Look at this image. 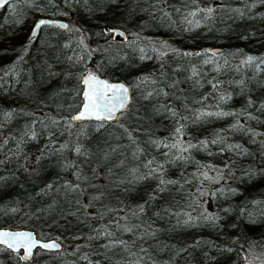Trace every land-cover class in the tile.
Masks as SVG:
<instances>
[{
    "label": "trees",
    "instance_id": "1",
    "mask_svg": "<svg viewBox=\"0 0 264 264\" xmlns=\"http://www.w3.org/2000/svg\"><path fill=\"white\" fill-rule=\"evenodd\" d=\"M87 70L128 83L113 121L70 120ZM0 226L61 244L0 264H264V0L0 8Z\"/></svg>",
    "mask_w": 264,
    "mask_h": 264
},
{
    "label": "water",
    "instance_id": "2",
    "mask_svg": "<svg viewBox=\"0 0 264 264\" xmlns=\"http://www.w3.org/2000/svg\"><path fill=\"white\" fill-rule=\"evenodd\" d=\"M13 0H5V2L0 5V8L4 7L6 4L11 2ZM41 21H44L43 24H40ZM39 25V27H37ZM44 25H53L55 28L59 30H65L67 27V21L64 18L61 17H50V16H38L36 17L28 31V36L32 37L34 36L37 31L40 29L41 26ZM106 33L110 35V38H113L114 36H118L121 40L126 39V33L125 31L115 25H110L107 26L105 29ZM89 76L95 77L96 80L102 81L103 83L112 86H123V88L127 89L126 94L116 91L114 89H107V95L111 99L112 103L109 104V107H114V116L110 119H97L95 116L91 115L90 113H85L84 118L82 119H74V117L79 116L82 112L85 111L84 105H85V96L84 93L87 90V85L84 83L85 79L88 78ZM131 100V95H130V89L129 85L126 81L122 79H108L105 76L96 73L94 71L87 70L85 71L80 79V102L75 110H73L69 114V118L73 122H82V121H113L116 119L118 114L123 111L128 104L130 103ZM122 101V104H121ZM0 233H7L8 235H0V245L4 247L5 249L11 251V252H17L19 253L20 257L25 260L31 259L33 256V253L36 249L43 250V251H59L61 248L60 242L53 238V237H38L35 231L30 228V227H23V226H17V227H8V226H0ZM20 233L23 234V236H30L29 239L25 240L23 236L17 238L16 234ZM47 244H55L57 245L56 247L52 248H47L43 247L42 245H47ZM10 245H12L10 247ZM29 245H31L29 249Z\"/></svg>",
    "mask_w": 264,
    "mask_h": 264
},
{
    "label": "snow or ice",
    "instance_id": "3",
    "mask_svg": "<svg viewBox=\"0 0 264 264\" xmlns=\"http://www.w3.org/2000/svg\"><path fill=\"white\" fill-rule=\"evenodd\" d=\"M5 0H0V5H2ZM44 21H41L40 24H43ZM39 27V25H37ZM84 83L88 86L87 90L84 93L85 96V111L82 112L79 116L74 117V119H82L85 116V113H90L95 116L97 119H110L114 116V107H109L108 105L112 103L111 99L107 95V89H114L126 94L127 89L123 86H109L102 81L96 80L95 77L89 76L85 79ZM122 104V101H121ZM0 235H8L7 233H0ZM23 234L17 233L16 237L19 238ZM25 240L29 239L30 236H23ZM12 245H10L11 247ZM43 247L52 248L56 247L55 244L42 245ZM29 249L31 245L28 246Z\"/></svg>",
    "mask_w": 264,
    "mask_h": 264
},
{
    "label": "rangeland",
    "instance_id": "4",
    "mask_svg": "<svg viewBox=\"0 0 264 264\" xmlns=\"http://www.w3.org/2000/svg\"><path fill=\"white\" fill-rule=\"evenodd\" d=\"M57 17H62V18H65L66 19V14L64 12H60V13L57 14ZM19 24H22V23H19Z\"/></svg>",
    "mask_w": 264,
    "mask_h": 264
},
{
    "label": "flooded vegetation",
    "instance_id": "5",
    "mask_svg": "<svg viewBox=\"0 0 264 264\" xmlns=\"http://www.w3.org/2000/svg\"><path fill=\"white\" fill-rule=\"evenodd\" d=\"M9 3H10V2H9ZM9 3H8V4H9ZM8 4H6V5H8ZM6 5H5V6H6ZM40 16H43V15H40ZM37 17H38V16H37ZM54 17H57V16H54ZM61 18H62V17H61ZM64 19H65V18H64ZM65 20H66V19H65ZM115 37H118V36H114V37L111 38V39H114Z\"/></svg>",
    "mask_w": 264,
    "mask_h": 264
}]
</instances>
